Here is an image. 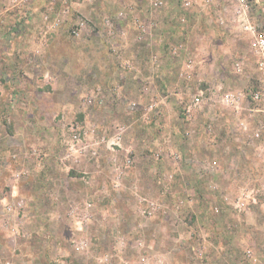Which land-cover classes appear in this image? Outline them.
Here are the masks:
<instances>
[{"label": "rangeland", "instance_id": "obj_1", "mask_svg": "<svg viewBox=\"0 0 264 264\" xmlns=\"http://www.w3.org/2000/svg\"><path fill=\"white\" fill-rule=\"evenodd\" d=\"M160 2L0 0V264H264L261 55L228 0Z\"/></svg>", "mask_w": 264, "mask_h": 264}, {"label": "built area", "instance_id": "obj_2", "mask_svg": "<svg viewBox=\"0 0 264 264\" xmlns=\"http://www.w3.org/2000/svg\"><path fill=\"white\" fill-rule=\"evenodd\" d=\"M231 4H233L234 7V16L233 21H236L240 28L242 30H244L245 32H249L252 34L253 36V40H252V47L257 51L258 54L261 55L260 57V61L258 63L259 65V70L262 71V73L264 74V37L261 35L256 34L255 29H254V25H252L250 19H249V5L247 4V0H228ZM152 4L154 7H159L162 3L160 2V0H152ZM155 9V8H154ZM67 10H63L62 14L67 13ZM120 17V15H116L114 16V18H118ZM181 21H184V19H181ZM60 23L55 22L54 24H52L51 28L56 29L59 26ZM117 24L116 21H114L112 18L110 17H105L104 21H103V28H104V32L106 37H108V41L111 40L115 35H116V29H117ZM136 29L139 31L137 34V39L140 40L143 38V35L149 31H147L150 26L145 25L143 22H135L134 23ZM86 25H84V23L79 22L77 23V28L79 30H74L73 31V36L75 38L80 37V30L82 28H84ZM150 30V29H149ZM123 34V33H122ZM174 54L176 53V51L173 52ZM239 66V65H237ZM259 98V94L256 93L255 95L252 96V99L254 100H258ZM236 98H233L232 95H225L224 99L222 101H225L226 104H234L236 103ZM192 103L194 105H198L200 103V97H195L192 100ZM132 105L134 106L135 104L132 103ZM151 108V106H149ZM146 109V108H145ZM119 130L122 132L123 129L119 128Z\"/></svg>", "mask_w": 264, "mask_h": 264}, {"label": "crops", "instance_id": "obj_3", "mask_svg": "<svg viewBox=\"0 0 264 264\" xmlns=\"http://www.w3.org/2000/svg\"><path fill=\"white\" fill-rule=\"evenodd\" d=\"M47 10H48V8L46 7V9L45 10H43L42 12L43 13H46L47 12ZM139 13V12H138ZM138 13H137V15H138ZM140 13H142V12H140ZM139 13V14H140ZM249 13H252V18L254 19V20H256V18H255V14H256V11L255 10H251V11H249ZM143 15L142 16H140V17H145V15H144V13H142ZM219 15H221L222 13H218ZM150 15H152L151 13H149V16H147L146 18H149V20L151 19L150 17ZM117 26H119V28L121 29V31H122V35L120 36V40H123V39H128V38H130L129 36H128V33H127V29L123 26V25H118L117 24ZM134 30V29H133ZM131 31L130 33H132V32H134V31ZM136 35V33L134 34V36ZM133 40H135V37H134V39ZM125 41V40H124ZM147 43H152L151 45H156V41L155 40H153L152 42L150 41V42H146V41H143V42H140V43H138V45H140V47H142V49L143 50H145V53H147V50H148V47L147 46H149V45H146ZM123 45H120V47H122ZM114 50V49H113ZM125 52H126V50H125ZM144 53V54H145ZM127 55H131L132 57H134V56H137L138 54L137 53H134L133 55H132V53H129V54H127ZM119 57H121V55H119ZM124 88V87H123ZM257 154V153H256ZM248 172H250L251 173V175H257L256 174V172H261L259 169H257V168H255V167H250L248 170H247ZM263 172H264V170H263Z\"/></svg>", "mask_w": 264, "mask_h": 264}]
</instances>
